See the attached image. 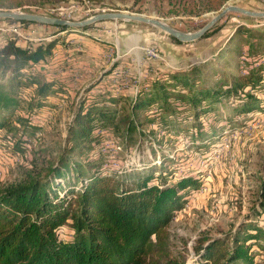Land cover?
Listing matches in <instances>:
<instances>
[{
	"label": "trees",
	"instance_id": "1",
	"mask_svg": "<svg viewBox=\"0 0 264 264\" xmlns=\"http://www.w3.org/2000/svg\"><path fill=\"white\" fill-rule=\"evenodd\" d=\"M166 1L172 12L197 14L216 10L225 0ZM20 3L0 0V8L11 9ZM55 27L77 31L88 26ZM233 35L239 36L241 44L227 42L230 61L226 66L213 67V63L205 69V64H194L158 71L129 95L109 90L90 95L92 85L83 88L55 161H49L43 173L26 170L19 179L0 183V264H264V175L251 212L227 234L199 238L187 262L173 247L167 225L189 193L201 186L200 178L192 174L167 176L164 162L171 158L163 152L159 164L142 165L140 170L135 163L102 167V129L114 133L120 129L117 133L122 140L115 137L112 142L126 146L135 141L136 148L144 134L153 133L143 129L149 124L165 133L189 132L193 143L197 136H208L205 126L227 123L222 113L226 103L232 106L234 116L264 111V36L241 25ZM54 43L55 39L25 47L12 42L0 45V73L11 70L8 90L0 84V112L7 111L0 114V129L14 130L11 117L22 87L36 88L34 113L51 107V94L67 90L56 76L44 77L40 83V71L33 72L50 55ZM25 118V124H31ZM37 122L31 126L40 125ZM213 131L216 129L210 134ZM4 135L17 147L26 139ZM144 139L153 138L147 135ZM155 141L161 148L162 141ZM83 149L85 157L79 160L76 156ZM93 149L95 154L90 152ZM64 224L67 228L62 230Z\"/></svg>",
	"mask_w": 264,
	"mask_h": 264
},
{
	"label": "rangeland",
	"instance_id": "2",
	"mask_svg": "<svg viewBox=\"0 0 264 264\" xmlns=\"http://www.w3.org/2000/svg\"><path fill=\"white\" fill-rule=\"evenodd\" d=\"M20 1V5L11 9L69 21L100 12L120 11L161 19L183 32L198 29L219 8L229 3L248 10L264 11V0H225L218 9L197 14L172 12L166 0H141L136 4L133 0ZM239 25L264 36V19L235 12L223 16L210 28L207 36L202 35L200 39L186 43L176 42L151 24L135 21L104 20L77 31L59 30L52 25L36 23L34 33L27 34L36 39L33 43L48 42L43 40L45 37L55 39V43L50 55L42 60L43 65L37 64L33 72L40 71L37 72L40 83L45 80L44 77L54 75L68 88L59 94H51V102H48L53 103L51 107L37 113L33 111L36 88L22 87L18 90L17 106L11 117L15 128L12 131L0 129V183L15 181L26 170L40 169L43 173L48 162L55 161L65 141L76 97L84 92L83 88L92 85L90 95H94L98 91H111L114 84L124 88L116 93L111 91L113 94L129 95L135 86L145 83L150 75L158 71L186 69L194 64H205V69L211 68L213 63H216L213 67L219 64L226 66L230 61L226 53L227 42L230 41L233 46L241 44L238 35L231 37ZM7 42L15 45L16 40L0 31V45ZM23 45L27 46L29 42ZM147 49L155 51L157 57L147 59ZM52 52H56L57 56L52 57ZM114 62L115 65H112ZM10 71L0 73V84L6 91ZM79 71L81 76L74 80L72 73L78 75ZM207 74L210 75V72L207 71ZM6 112L1 110L0 114ZM222 113L227 117V123L217 121L214 126H205V136H208L204 139L197 136L193 143L189 140V132L178 130L176 133H165L153 125H144L145 132H153L147 134L153 138L151 142L144 139L145 134L137 148L135 141L126 146L119 142L118 152L111 156L105 152L102 161V167L118 168L135 163L138 165L134 164V167L140 170L142 165L159 164L163 152L171 158L164 162L167 176L192 174L200 178L201 186L189 193L184 206L175 212L167 225L173 247L181 251L187 262L193 257L194 245L199 238L227 234L251 212L250 207L257 201L260 178L264 175V111L254 110L234 116L232 106L226 103ZM26 116L31 124H25ZM35 121L40 125L31 126ZM211 129L216 131L210 134ZM101 131L102 145L115 137L122 140L117 133L120 129L115 133L108 129ZM5 133L26 139L17 147L14 141L10 142L5 137ZM156 138L162 141L161 148ZM84 149L81 155L76 156L79 160L85 157ZM90 152L95 154L96 150ZM66 225L62 230L67 228Z\"/></svg>",
	"mask_w": 264,
	"mask_h": 264
},
{
	"label": "water",
	"instance_id": "3",
	"mask_svg": "<svg viewBox=\"0 0 264 264\" xmlns=\"http://www.w3.org/2000/svg\"><path fill=\"white\" fill-rule=\"evenodd\" d=\"M229 12H235L249 17L264 19V11L248 10L235 4L222 6L215 14L211 15V17L202 26H200L198 29L192 32L179 31L177 29L170 27L169 25H166L165 23L161 22L159 19L154 17H148L144 15L131 14L120 11L100 12L90 15L81 20L69 21L58 17L42 15L33 12H25L19 9H7V10H0V18L12 19L18 21L23 20V21L34 22L43 25H55V26H67V27H84V26H89L90 24H93L95 22L104 21V20L119 19V20L135 21V22L151 24L157 27L160 31H163L165 34L169 35L170 37H173L182 43H186L200 39L207 30H209L216 22H218L223 16H225Z\"/></svg>",
	"mask_w": 264,
	"mask_h": 264
},
{
	"label": "built area",
	"instance_id": "4",
	"mask_svg": "<svg viewBox=\"0 0 264 264\" xmlns=\"http://www.w3.org/2000/svg\"><path fill=\"white\" fill-rule=\"evenodd\" d=\"M19 10H21V9H19ZM258 22H260V21H258ZM35 24L36 23H34V22L33 23H23V22H20V20L19 21L18 20L8 21V20H5L3 18H0V31L3 32V34L13 36L16 40L15 45L24 47L25 45H23V44H25V42H29V44L32 45L33 42L36 41V39L27 35V34L32 35L34 33ZM256 25L257 24H254L253 26H256ZM43 40L49 41L50 37H45V38H43ZM146 54H147L146 55L147 59H153V58L157 57L155 51H153V50L147 49ZM55 56H57V53L52 52V57H55ZM115 58H117V56ZM112 60H113V58L111 59V61ZM39 65H43V63H40ZM72 74H73L74 80H77L81 76L80 71H79L78 75H76L75 73H72ZM102 88H103V90H105L104 87H102ZM123 88L124 87L119 88L118 85L113 84V86L110 90L116 93V92L122 90ZM134 89H135V87H134ZM119 147L120 146L118 144H114L111 140L108 143H104V145L102 146L101 149L104 152L109 153V156H111L118 151L117 149H119Z\"/></svg>",
	"mask_w": 264,
	"mask_h": 264
},
{
	"label": "bare ground",
	"instance_id": "5",
	"mask_svg": "<svg viewBox=\"0 0 264 264\" xmlns=\"http://www.w3.org/2000/svg\"><path fill=\"white\" fill-rule=\"evenodd\" d=\"M227 5H231V3H229V4H227ZM226 6V5H225ZM138 15H141V14H138ZM161 22H163V23H165L166 25H168V23L167 22H165V21H162L161 19H159Z\"/></svg>",
	"mask_w": 264,
	"mask_h": 264
},
{
	"label": "crops",
	"instance_id": "6",
	"mask_svg": "<svg viewBox=\"0 0 264 264\" xmlns=\"http://www.w3.org/2000/svg\"><path fill=\"white\" fill-rule=\"evenodd\" d=\"M249 27H251V25H250ZM85 73H86V72H85Z\"/></svg>",
	"mask_w": 264,
	"mask_h": 264
}]
</instances>
